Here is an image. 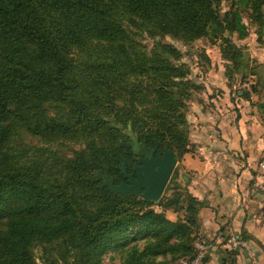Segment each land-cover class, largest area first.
Instances as JSON below:
<instances>
[{
  "label": "trees",
  "instance_id": "16d2710c",
  "mask_svg": "<svg viewBox=\"0 0 264 264\" xmlns=\"http://www.w3.org/2000/svg\"><path fill=\"white\" fill-rule=\"evenodd\" d=\"M224 1L0 0V264H39L36 247L43 264L195 257L206 203L187 186L174 179L179 190L159 200L110 186L123 161L131 166L124 129L191 151L187 112L203 85L167 37L221 38L234 85L245 61L230 36L247 37L244 14L264 28V0H230L225 11ZM66 141L81 148L66 153ZM167 210L185 213L172 220Z\"/></svg>",
  "mask_w": 264,
  "mask_h": 264
},
{
  "label": "crops",
  "instance_id": "0c3cea01",
  "mask_svg": "<svg viewBox=\"0 0 264 264\" xmlns=\"http://www.w3.org/2000/svg\"><path fill=\"white\" fill-rule=\"evenodd\" d=\"M218 73L219 92L193 109L191 151L183 156L186 186L206 203L199 230L212 244L204 264H264V90L234 99L224 64ZM230 231L248 249L229 247Z\"/></svg>",
  "mask_w": 264,
  "mask_h": 264
},
{
  "label": "rangeland",
  "instance_id": "374dc122",
  "mask_svg": "<svg viewBox=\"0 0 264 264\" xmlns=\"http://www.w3.org/2000/svg\"><path fill=\"white\" fill-rule=\"evenodd\" d=\"M229 1L225 0L223 2L222 8L223 10H227L229 7ZM244 21L248 25V35L245 38H240L237 33L231 35V39L239 46L242 47L243 56H244V64L241 66L240 75H235L234 78V99L238 97V91L250 90L251 86L256 84L257 88L264 87V28L261 29L257 24H253L247 14H244ZM148 47L152 46V39L143 40ZM166 41L172 43L177 48H179L183 52V61L186 65L191 69V76L196 79L197 82L203 85V88L199 91H194L191 100L189 101V109L187 112V118L189 121V138L190 134H192L191 127L192 123L190 120H195L194 108L199 105H206V103L210 100V95L217 94L220 88V82L222 79L220 78V73L217 74V77L212 75L213 72H220L223 64H226L222 58V39H210V38H201L199 40L194 41L193 43H186L180 40L171 39L169 37L166 38ZM228 70H230L228 68ZM244 70H253L250 75L246 77H242V72ZM211 77V78H210ZM264 90V89H263ZM257 93L259 97H262L261 93ZM211 91V92H210ZM212 93V94H210ZM190 118V119H189ZM124 137H126L127 141L132 142L133 148L132 151H138L140 149V145L138 143L139 136L133 130H123ZM28 141L31 144L39 145L40 140L37 138H29ZM65 152L73 153L72 149H79L81 145L75 144L72 141H66ZM125 147V146H124ZM176 155L177 164L174 168V171L170 177V180L162 194L161 197H170L174 195L178 189L172 188L174 184V179H177V183H179L180 188L186 186V167L184 164L183 155L179 152ZM185 197L182 199V203L185 204ZM154 207L158 210H161L159 205H154ZM184 210H180L178 212L167 210L166 215L168 218L177 219L178 217H182L184 215ZM200 233V230L196 231L194 234V239H196L197 235ZM195 242V240H194ZM35 255L38 258L39 264H43L41 260L42 249L40 247H36L34 249ZM188 257H180L176 259L171 264H182L181 260Z\"/></svg>",
  "mask_w": 264,
  "mask_h": 264
},
{
  "label": "water",
  "instance_id": "95a60500",
  "mask_svg": "<svg viewBox=\"0 0 264 264\" xmlns=\"http://www.w3.org/2000/svg\"><path fill=\"white\" fill-rule=\"evenodd\" d=\"M131 145L132 143L126 138L120 141V146L130 148ZM140 162L143 165L135 167L137 174L135 177L133 173L128 172L127 164L123 161L120 169L128 178V182L117 185L111 182L110 188L121 194H136L143 198L159 200L177 164V157L171 149L167 148L163 156L140 158Z\"/></svg>",
  "mask_w": 264,
  "mask_h": 264
},
{
  "label": "built area",
  "instance_id": "2783aa9c",
  "mask_svg": "<svg viewBox=\"0 0 264 264\" xmlns=\"http://www.w3.org/2000/svg\"><path fill=\"white\" fill-rule=\"evenodd\" d=\"M212 240L207 233H199L195 239L194 247L196 249V255L192 259L184 258L181 260L182 264H204L205 258L208 255L211 247ZM228 245L231 248H243L248 249V241L235 233L229 232Z\"/></svg>",
  "mask_w": 264,
  "mask_h": 264
},
{
  "label": "flooded vegetation",
  "instance_id": "af4514ba",
  "mask_svg": "<svg viewBox=\"0 0 264 264\" xmlns=\"http://www.w3.org/2000/svg\"><path fill=\"white\" fill-rule=\"evenodd\" d=\"M126 138V137H124ZM127 140V139H126ZM132 143V142H131ZM140 145V149L138 151H132L133 144L130 148H127V153H130V162L131 166L128 168L129 173H133L135 177H137V174L135 172V167L137 165L141 166L143 163L140 162V158H146V157H161L165 153L166 147L162 146V144L158 140L153 141H147L142 140L138 141ZM122 182H128V178L123 175V179L119 181V183Z\"/></svg>",
  "mask_w": 264,
  "mask_h": 264
}]
</instances>
